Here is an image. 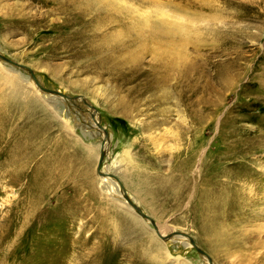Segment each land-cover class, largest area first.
Returning a JSON list of instances; mask_svg holds the SVG:
<instances>
[{"label":"rangeland","instance_id":"1","mask_svg":"<svg viewBox=\"0 0 264 264\" xmlns=\"http://www.w3.org/2000/svg\"><path fill=\"white\" fill-rule=\"evenodd\" d=\"M0 53V264H264V0H0Z\"/></svg>","mask_w":264,"mask_h":264},{"label":"bare ground","instance_id":"2","mask_svg":"<svg viewBox=\"0 0 264 264\" xmlns=\"http://www.w3.org/2000/svg\"><path fill=\"white\" fill-rule=\"evenodd\" d=\"M179 14L180 13H173L171 11H170V14H168L163 9L161 11H158L157 16H155V20L149 21V22L145 21L147 24H149L148 32L151 35L154 34V35H159V36H166L171 41H174L176 39V37H177L179 39V41H182V42H186L187 41V42H189V40H187L185 37H186L187 34L190 33L191 28H189L185 24L181 23V21H183V19H184V21H187V19H185L186 16L185 17H184V15L180 16ZM192 26H193V24H192ZM2 62L5 63V64H8V63H6L4 61H2ZM9 65L14 66L12 64H9ZM14 67H16L18 69H21V70H25V71L28 72L27 69L20 68V67H17V66H14ZM34 82L38 86L39 90L44 92V93H46V94H50L53 97H57V98H64V99L72 100L70 97H66L65 95L60 94L59 92L55 91L56 93H52L50 91H46V90H44L45 88H43L41 85H39L36 81H34ZM98 128L105 133V130H104L103 127L98 125ZM102 157H103V153H101L100 159H102ZM105 180H107V178H105ZM121 195H123V198L126 201V203H128L131 206V208H133L136 211V213H138L146 221L150 222L153 225V227L155 228V224L153 223V221L149 217H147L146 215H143L142 212L137 207H135L134 205H132L129 202V199H128V197H127L125 192L122 193ZM135 211L132 212L134 216H135V213H134ZM182 236L185 237V239H189L190 238V237H188L186 235H182ZM161 237H163V236L161 235ZM187 241H189V240H187ZM186 244H187V242H186ZM189 244H190V242H189ZM190 246H191V244H190ZM201 257H203V259L205 260L206 263L211 264V260H210V258L207 255L206 256L205 255H201Z\"/></svg>","mask_w":264,"mask_h":264},{"label":"water","instance_id":"3","mask_svg":"<svg viewBox=\"0 0 264 264\" xmlns=\"http://www.w3.org/2000/svg\"><path fill=\"white\" fill-rule=\"evenodd\" d=\"M0 60H2V61H4V62H6V63H8V64H12V65H14V66H17V67H20V68H24V69H27L28 70V72L30 73V70L27 68V67H25V66H22V65H20V64H18V63H16V62H13V61H11L10 59H8V58H6V57H4L1 53H0ZM44 90H46V91H50V92H52V93H56L55 91H53V90H50V89H44ZM99 160H100V157H99ZM189 240V242H190V244H191V246L200 254V255H205L206 256V254L194 243V241L192 240V239H188ZM209 261V260H208Z\"/></svg>","mask_w":264,"mask_h":264}]
</instances>
